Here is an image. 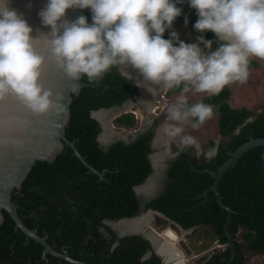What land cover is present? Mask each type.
<instances>
[{
	"label": "trees",
	"instance_id": "1",
	"mask_svg": "<svg viewBox=\"0 0 264 264\" xmlns=\"http://www.w3.org/2000/svg\"><path fill=\"white\" fill-rule=\"evenodd\" d=\"M178 6L182 12L172 28L166 29L164 37L169 38L172 31L178 33L179 26H183L196 41L199 35L212 39L215 49L220 42L215 40L213 32L201 33L193 28L198 19L196 10L187 0ZM86 15L90 21L88 9ZM201 48L208 51L202 45ZM250 67L257 68L258 64L250 62ZM81 82L84 86L79 94L72 95L65 135L92 168L104 172V177L89 172L66 145L53 162H36L21 191L13 190L11 194L17 214L28 229L46 237L56 253L65 250L71 259L85 264H161L154 254L142 259L151 250L149 241L140 235L119 238L105 223L151 209L184 229L197 227L200 238L196 245L202 251L207 238L226 244L227 232L233 236L232 259L231 248L227 247L201 264H245V250L264 255V147L245 152L221 177L218 188L221 201L233 211L227 232L224 229L227 213L220 208L215 194L209 192L207 198L202 197L213 183L210 173L205 171H215L230 152L251 138H264V109L254 113L246 106L233 105L228 84L216 94L203 96L199 102L213 106L210 118L217 120V134L221 137L218 144L212 139L206 142L208 149L217 147L216 154L200 160L193 146H183L176 157L166 162V181L159 193L143 201L134 188L152 174L149 156L153 152L155 125L129 143L118 140L100 145L101 126L91 117L92 111L119 107L133 99L137 93L135 81L121 75L119 67L113 66L102 79L89 82L82 76ZM183 88L182 82L169 88L166 94L181 92ZM191 105L187 101L186 106ZM114 123L130 130L136 127L137 120L134 114L123 113ZM3 216L0 264H74L49 253L43 258V246L16 230L6 211Z\"/></svg>",
	"mask_w": 264,
	"mask_h": 264
},
{
	"label": "clouds",
	"instance_id": "2",
	"mask_svg": "<svg viewBox=\"0 0 264 264\" xmlns=\"http://www.w3.org/2000/svg\"><path fill=\"white\" fill-rule=\"evenodd\" d=\"M184 2L47 0L38 16L49 30L34 35L33 27L11 6V0H0V101L12 97L35 115L49 112L53 92L41 83L48 62L72 80L86 76L89 82L102 79L113 66L132 79L128 71L132 67L143 77L136 85L150 92L156 85L171 88L183 82L184 92L191 83L198 92L216 94L233 81L246 80L250 58H264V0H187L198 17L193 28L213 32L220 42L215 49L213 40L203 35L192 43L179 40L176 31L164 37L182 12L178 5ZM75 8L88 9L91 20L84 15L69 20L67 10ZM201 45L208 51H202ZM186 105L187 97L181 95L167 110L171 119L193 117L192 127L196 128L213 115L210 104ZM182 130L179 126L166 128L171 136ZM181 144L195 146L199 155L195 137L182 136ZM212 154L214 150L209 152Z\"/></svg>",
	"mask_w": 264,
	"mask_h": 264
},
{
	"label": "water",
	"instance_id": "3",
	"mask_svg": "<svg viewBox=\"0 0 264 264\" xmlns=\"http://www.w3.org/2000/svg\"><path fill=\"white\" fill-rule=\"evenodd\" d=\"M46 2L47 0H11V6L24 15L34 29L33 34L36 35L39 34V32H47L49 30L41 24L40 17L38 16L39 10L45 6ZM80 15L87 17L86 9H68L66 13L69 20H75ZM38 46L41 47V50H43L42 41H38ZM132 71V79L134 81L140 80L136 77L134 68H132ZM81 79L75 81L68 78L54 63L48 62L44 65L41 83L45 88L51 89L53 92L54 104L49 112L43 115H35L18 100L12 97H7L5 100L0 101V120H2L5 125H13L17 122H24L29 126L28 130L30 132V138L26 140H19L16 142L14 149L5 150L3 153H0V226L4 221L3 211H6L13 220L16 230H20L24 233L26 238H31L43 246V258H45V255L49 253L74 264L80 263L72 260L66 254L56 253L46 242V237H39L36 230H30L23 224L17 214V207L12 201L11 194L13 190H16L17 192L21 191L23 181L26 179L28 173L36 162H53L55 157L62 151L65 145L73 151V155H75L82 162L89 172L98 175L99 178L104 177V172H98L92 168L80 155L74 145V142L69 141L65 135V128L70 121V104L72 102V95H78L81 88L84 86ZM139 88L140 87H138V89ZM143 101L144 100H142L141 103H139V100H137V103L130 101L122 104L120 107L92 111L91 117L99 122L102 130L103 127H105L104 118L107 113L118 110L119 113L115 115L116 117L125 112L133 113V106L138 108V105L142 104ZM123 107H130V109L123 110ZM251 120H253V117L248 119L247 122ZM236 132H238V129ZM136 136L137 134H135L131 140H134ZM104 139L103 134L98 136V141H102V144L106 145L118 141L120 138H111L109 139L110 141ZM260 146L264 147V138H251L249 141L230 152L228 159L215 171H205L210 173L213 183L204 191L202 197L207 198V194L209 192H213L215 194L220 208L227 213V220L224 225L226 232L233 211L229 207L223 205L221 201L218 190L219 182L224 172L233 167L245 152ZM213 150L214 154L209 155L208 158L216 154L217 148L214 147ZM262 157L264 159V151ZM142 187L143 185L136 186L134 190L139 193ZM156 217L166 219L171 226L173 225L177 230L186 235L191 234L195 229H197V227L184 229L176 222L167 218L161 212L155 210H148L143 214L131 218H122L116 221H107L106 223L114 228L120 229L121 235H140L142 238L149 241L151 251L148 254L153 253L160 259L161 264H171V262L172 264L176 262H184L183 264H188L189 262L187 261V257L178 247L179 235L176 232V229L171 226L163 230L155 229L152 225H150V221L152 218ZM145 220H147V223L141 225L143 230L134 228V226L136 227L137 224L144 222ZM128 224H132L133 227H125ZM167 230L175 236V239L170 238L164 233ZM227 234L229 241L227 245L223 246V248H231L232 259L235 252L233 248L234 238L228 232ZM213 251H215V249Z\"/></svg>",
	"mask_w": 264,
	"mask_h": 264
},
{
	"label": "rangeland",
	"instance_id": "4",
	"mask_svg": "<svg viewBox=\"0 0 264 264\" xmlns=\"http://www.w3.org/2000/svg\"><path fill=\"white\" fill-rule=\"evenodd\" d=\"M178 35L179 40H183L188 43L196 42V39L193 36L192 32L189 33L186 27L179 26ZM250 62H256L258 64V67H250ZM250 62L248 65L247 79L243 82L239 80L233 81L229 83L228 86L231 89V102L233 105L246 106L252 109L254 113H257V111H262L264 109V58L252 57L250 58ZM128 71L131 73L132 67H129ZM144 83L147 85L148 82L144 81ZM188 88L189 90L187 92L181 91L168 95L166 94V90L168 88L164 87L163 84L153 86V91L151 92L146 87H140L139 89L141 92L138 95L137 100H139V103H141L142 100L150 99L151 104H153L154 106V109L149 111H142L141 109L133 106L132 109L135 119L137 120V125L135 128L128 130L116 125L114 123V119L116 118V116H113L109 123H107L108 125H106V127H103L100 134L102 135L106 131H108V133L110 131L116 132L119 133V137L117 136L114 138H123L126 141H130V139H132L135 134H138L140 130L155 125L158 132L159 128L161 129L162 127L161 132H163V138L161 137L160 140L161 142H163V145L161 144V147L159 148L162 151L163 155L168 154L171 156L175 154L176 151L182 146L181 137L185 135H191L196 138L199 144V159H207L209 157V152L212 151V149H208V147H206V142L212 139L213 141H215V143L218 144L221 140V137L217 134V120L215 119V117L205 120L198 127L193 128V117H189L184 121H174L171 119L170 114L167 111L170 106L175 105L179 102V97L181 95L186 96L187 101L194 104L199 103L200 99L203 96L211 94L208 92L196 91L194 85L191 83H189ZM169 126H179L183 130L180 134L171 136L166 132V128H168ZM150 222V225H152L157 230H163L170 226V223L166 222L162 218H152ZM198 230L199 229H195L191 234L188 235L181 233L179 230H176L179 235L178 247L187 257L188 262H190L191 260L201 261L209 255L210 250L214 248L221 250V248H223V245L219 244L217 241H210L207 238L204 240V244H206V246H204V250L202 251L201 249H199L196 245L198 244L197 239L200 238ZM247 260L249 264H264V260H261V258L259 257L253 258L248 256Z\"/></svg>",
	"mask_w": 264,
	"mask_h": 264
},
{
	"label": "flooded vegetation",
	"instance_id": "5",
	"mask_svg": "<svg viewBox=\"0 0 264 264\" xmlns=\"http://www.w3.org/2000/svg\"><path fill=\"white\" fill-rule=\"evenodd\" d=\"M175 43V42H174ZM120 70V69H119ZM169 89V88H168ZM167 89V90H168ZM167 90H166V92H167ZM140 90L138 89V86H137V93L135 94V96H134V98L133 99H131V100H129V101H127V102H125V103H128V102H130V101H134V102H137V99H138V95L140 94ZM138 107H139V105H138ZM124 110V109H123ZM158 122V121H157ZM149 127H151V126H149ZM149 127H147L146 129H142V130H140V132L138 133V134H140V133H143L144 131H146ZM161 129H162V127H161ZM137 134V135H138ZM114 137H117V136H113V137H111V138H114ZM137 137V136H136ZM163 138V132H161V130H160V128H159V132L157 131V129H156V127H155V134H154V137H153V139H152V141H151V149H153V152H152V154L149 156V158H150V162H151V165H152V169H153V171H152V174L146 179V181L143 183V184H141V185H143V187H142V189L140 190V192L139 193H137L136 191H135V193H136V195L137 196H141V197H143V201L145 200V201H148V200H150V199H152V198H154L158 193H159V191L161 190V188L163 187V184L165 183V177H166V162L168 161V160H170V159H172V158H174V157H176L178 154H179V152H180V150L182 149V147H183V145L176 151V155L175 154H173V155H168V154H164L163 155V153H162V151L160 150V148L159 147H161V144L163 143V142H161V140H160V138ZM133 139V138H132ZM135 139V138H134ZM119 140H121V141H124V142H126V143H129V142H131L132 140L130 139V141H126V140H124L123 138H120ZM158 141V142H157ZM100 143V145H106V144H102L101 142H99ZM217 144V143H216ZM163 145V144H162ZM194 148H195V146H193ZM217 148V147H216ZM195 150H196V148H195ZM213 150V149H212ZM197 157L199 158V155H197ZM140 186V185H139ZM152 186V187H151ZM149 210H151V209H149ZM148 211V210H147ZM146 212V211H145ZM141 213H144V212H141ZM140 213V214H141ZM161 219V218H160ZM162 219H164V218H162ZM166 222H168L166 219H164ZM107 221H105V223H106ZM169 223V222H168ZM106 225H108L107 223H106ZM109 227H110V229L117 235V237H119V238H123V237H126V236H129V234H124V235H121L120 233H121V230L120 229H118V228H114V227H112V226H110V225H108ZM170 226H171V224H170ZM172 228H174V229H176L173 225L171 226ZM177 230V229H176ZM102 232L103 233H105V231L104 230H102ZM130 235H132V234H130ZM228 243H226L225 245H227ZM151 246V245H150ZM215 249V251H213ZM214 249H212V250H210V252H209V255L208 256H206L204 259H202L201 261H198V260H191L188 264H201V263H205L214 253H216L217 251H218V249L217 248H214ZM225 249H227V248H221V250L220 251H224ZM151 251V250H150ZM150 251H148L144 256H143V260H146V259H148L153 253H150V254H148ZM200 252H202V251H200ZM58 254H66L67 256H68V254H67V252L65 251V250H63L61 253H58ZM146 255H147V257H146ZM244 256H245V264H249V262H248V256L249 257H253V258H256V257H259V258H261V260H264V255H262L261 253H250V252H248V251H244ZM69 257V256H68ZM73 260V259H72ZM230 261H232L231 259H230ZM76 262H78V261H76ZM78 263H80V264H85V263H83V262H78ZM227 264V263H226Z\"/></svg>",
	"mask_w": 264,
	"mask_h": 264
},
{
	"label": "snow or ice",
	"instance_id": "6",
	"mask_svg": "<svg viewBox=\"0 0 264 264\" xmlns=\"http://www.w3.org/2000/svg\"><path fill=\"white\" fill-rule=\"evenodd\" d=\"M29 126L24 122H17L13 125H5L0 120V153L5 150H12L19 140L30 138Z\"/></svg>",
	"mask_w": 264,
	"mask_h": 264
},
{
	"label": "bare ground",
	"instance_id": "7",
	"mask_svg": "<svg viewBox=\"0 0 264 264\" xmlns=\"http://www.w3.org/2000/svg\"><path fill=\"white\" fill-rule=\"evenodd\" d=\"M134 72H135V75H136V77L137 78H139L140 80H143V77H142V75L138 72V70H136V69H134ZM152 100V99H151ZM154 102V101H153ZM154 106H153V104H151V101H150V99H145L144 101H143V103L142 104H140L139 105V107H138V109H141L142 111H144V110H153L154 108H153ZM130 107H127V108H124V110H128ZM120 111H121V109H120ZM118 113V110H116V111H112V112H110V113H107L106 115H105V118H104V120H105V127H106V125H108L107 123H109V121L111 120V118L113 117V116H115L116 114ZM161 130V129H160ZM103 136H104V138L105 139H109V138H111V137H113V136H118L119 137V133H116V132H109L108 133V131H106L104 134H103ZM125 136V135H124ZM158 142V141H157ZM152 187V186H151ZM145 223H147V220H145L144 222H140L139 224H137V226L135 227L134 226V228L135 229H138V230H143V227L141 226V225H143V224H145ZM125 227H127V228H132L133 226H132V224H128V225H126ZM165 234H167V236H169L170 238H172V239H175V236L171 233V232H169L168 230L166 231V232H164ZM184 262H176V263H174V264H183ZM171 264H172V262H171Z\"/></svg>",
	"mask_w": 264,
	"mask_h": 264
}]
</instances>
